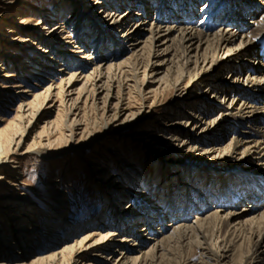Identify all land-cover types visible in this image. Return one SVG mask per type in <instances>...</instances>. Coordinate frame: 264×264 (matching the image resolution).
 Wrapping results in <instances>:
<instances>
[{"label": "bare ground", "instance_id": "1", "mask_svg": "<svg viewBox=\"0 0 264 264\" xmlns=\"http://www.w3.org/2000/svg\"><path fill=\"white\" fill-rule=\"evenodd\" d=\"M258 4L264 6V0L53 1V14L38 20L34 26L39 28L25 30L28 36L34 35V45L24 49L31 53L35 73L30 75L48 79L47 71H52L64 78L38 92L17 90L29 92L31 98H23L13 120L0 127V180L7 178L13 185L20 175L15 160L29 151L55 158L70 149L86 160L89 183L98 180L107 184V191L111 189L108 208L70 224L63 247L35 258L28 238L33 232L30 223H35L30 202L15 191L7 197L0 195L6 201L1 208L7 211L2 215L10 232L7 236L13 240L8 242L11 248L13 244L17 247L15 252L0 248V255L9 258L0 264H167V249L169 264H264V7ZM17 19L23 21L21 16ZM245 19L253 28H246ZM63 22L73 23L74 39L62 38ZM13 32L9 20L5 21L0 29V50L13 46ZM91 36L93 43L87 49ZM27 41V37L19 39L22 45ZM48 44L53 48L47 49ZM1 56L12 55L0 54V68ZM59 96V105L68 102L73 116L61 127L64 149L42 151L41 139L21 152L29 129L18 137L19 124L29 115L32 121L42 116L45 103L53 106ZM167 97L172 100L162 103ZM131 103L138 107L132 109ZM82 104L101 109L106 130L108 122L121 116L124 121L138 118L143 109L146 115L158 111L152 127L168 132L171 148L167 153L182 148L208 157V162L192 165L170 160V166H156V179L143 180L140 174L147 171L136 168L132 173L127 165L133 163L128 161V170L122 167L128 180L97 179L96 166L101 168L98 171L106 168L99 158L86 157L89 147L97 146V137L91 136L82 121ZM35 105L38 108L33 112ZM31 119L27 128L33 124ZM55 124L44 120L41 126L49 146V129ZM76 135L78 139H74ZM86 136L89 139L80 142ZM73 140L80 143L73 144ZM100 156L103 159L105 153ZM252 165H260L263 172ZM58 181L51 182L54 209L49 218L65 220L64 191L55 184ZM239 201L248 204L237 210ZM194 247L200 251L197 261L188 258ZM176 248L183 249L185 257L174 258Z\"/></svg>", "mask_w": 264, "mask_h": 264}, {"label": "rangeland", "instance_id": "2", "mask_svg": "<svg viewBox=\"0 0 264 264\" xmlns=\"http://www.w3.org/2000/svg\"><path fill=\"white\" fill-rule=\"evenodd\" d=\"M53 1L54 0H0V16L2 18L0 20V29L4 27V22L8 20L12 28H14V32L11 34V39H13V41H10L13 46L11 48L2 47L0 50L1 55L5 54L6 52H10L12 55L11 57L4 58L1 56L2 67L0 68V87H2L1 90L5 95L2 93L3 97H0V115L3 117V122H0V127L4 126V124H6L8 121L13 120L23 98H31L28 97L27 93L38 92L42 90V87H45L47 84H58L63 80L62 78H64L62 73H53L52 71H47L49 72V74L46 75L48 79H42L40 76L30 75V72H34V67L32 68L33 64L30 62L31 53L26 52L24 49L28 45H34L31 43L34 35L30 34L31 36H28L25 30H31V27L36 25L38 20L43 21L46 16H50L49 13H52L53 10ZM258 6L264 7L260 4H258ZM95 10L98 11V8H95ZM259 11L260 10H256L255 12L258 13ZM65 14L67 15V12H65L63 16L60 17L61 22L64 21L63 17ZM17 16H21L23 18L21 23H18ZM251 17H254V15ZM198 18L199 16L195 17L193 19V23L196 22ZM248 21L249 19H245L246 28H253V24L250 25ZM12 23L17 24L14 26ZM53 23L54 22L51 21L49 24L51 25ZM63 25L66 26V28L63 30L62 38L68 37L67 39H74L75 31L73 23L69 24L68 22H65ZM37 27L39 28L40 25L36 26L35 28ZM93 36L89 37L87 41L89 45H92L93 43ZM23 37L28 38V41L26 42L27 45H22L21 42H19V39ZM89 45L87 46V49H91V45ZM48 46L49 47L47 49L49 50L53 48V46L50 44H48ZM73 56L76 55L73 54ZM6 73L10 74V76L6 77ZM247 73H244V78L248 76ZM219 74L223 76L221 72H219ZM23 76L28 77V79H22ZM223 79H225L224 76ZM18 84H22L23 86H14ZM21 88H27L29 92L17 93V90H22ZM196 88L198 89V87L195 86L194 89ZM198 90H200V88ZM74 95L75 94H73V96ZM55 99L56 101L53 106H51L50 103H45L44 108L41 111L42 116H38L36 120L32 121L30 118L31 115H29L21 122V124H19V127H17L18 125L15 126L18 130V137L20 136L19 134H22V131L24 132V130L29 129L28 133L24 137L22 148L20 149L21 152H23L29 144L37 143L41 139L43 140L41 141L44 143V146H41L43 148L42 151L49 150L50 152H56L57 150L64 149L66 141L65 137L61 135L63 134L61 127L66 118H73V116L69 114L71 110L70 106H68V102H66L67 104L65 103L63 105H59L61 97L59 96ZM167 99L168 100L164 99L161 102L166 103L172 100V97H167ZM80 104L81 103H79V106ZM131 104V108L134 110L138 107V104L136 103ZM37 105L32 108L33 112H35V110L38 108ZM101 112V109L95 110L89 105H81L80 113L83 114L82 121L87 126L88 130L91 131V136L97 137V146L92 144L89 147V153L86 154V157H88V159L90 158L94 160L99 158V162L102 161L101 163H103L104 167L106 168L105 171H98L101 168L96 166L98 169L95 172L97 179L102 178L105 179V182L108 180L109 182H113L115 180L113 178L121 179L124 177L128 180V175L126 174V170L128 169L125 167L128 161L133 163L132 166L127 165L131 169L132 173H136L137 169H140L139 171H147L144 174H140L142 179L144 178L143 180H148L149 178L153 179L156 176L157 167L160 165L162 166L163 164L169 165V162L175 159H179L182 163L192 165L208 162V157L198 155L197 152L193 151L185 152V149L182 148L180 152L178 150H173V152L167 153L168 149L171 148L168 144V141H170L168 140V132L163 131V129L161 131H156L157 127L155 125L152 127V121L156 119L155 116L157 113H159L158 111H151L148 115H146V111L143 109L139 111L140 115L138 118L134 119V116H131L124 121H122L124 116H121L120 118H116L115 120L108 122L107 130L102 127V117L100 116ZM140 117H142L145 122H142ZM29 119H31L33 124L31 127L28 126L27 128ZM44 120L56 122L55 127H51L49 129L50 134L48 136L50 137L52 146H49L46 143V135H44L43 132L41 133V126ZM146 122L149 124V126H144ZM157 123L158 122H156V124ZM161 126L162 125L159 123V128ZM69 127L70 126L67 128ZM51 131L53 132L51 133ZM154 132H158L162 136H154ZM64 133L66 135L68 134V131L64 130ZM228 133L230 134V132L226 133L227 137H229ZM78 136L79 135H76L74 139H78ZM88 139L89 138L86 136L84 139L80 140V142L87 141ZM162 139H164V141H161ZM80 142H75V140L72 141L73 144ZM101 153H105V157L103 159L100 156ZM122 156H125L126 159L125 157L123 159ZM15 161L18 162L17 165L20 167L19 179L15 180L13 185L7 182V178L1 179L0 195L7 197V195L11 194V191H15L21 193L23 197H26V201L30 202L32 206L30 212L31 214L33 213L32 219L35 221V223H30V228L33 232H31L28 237L29 239L31 238V245H29L33 248L31 249V256L33 255L36 258L37 256L40 257L43 256V254L46 255L59 250L61 247H63V245L66 244V233L71 229L69 226L70 224L88 219V217H90L94 211L103 212L108 208L106 199L108 196V191L111 192V189L107 191V184H100L98 183V180L93 183H89V170L85 162L86 160L82 159V157H80L76 152L69 149V151H66L64 154H58V156L55 158H45L44 156L39 155L35 150H32L24 155L18 156ZM248 162L249 165H251L250 161ZM144 164L145 166H143ZM122 167H125L126 170H123ZM252 167H255L263 172L260 165H252ZM248 169H245V173ZM55 180H59L58 182H55V184L60 186L64 191L62 195L63 201H65V206H63V218H65V220L61 219L60 217L58 218V216L56 217V215L55 219L49 218L50 213H52L54 209V202L50 195V188L54 183L53 182L51 184V182ZM145 183H147V181ZM138 197L140 196L138 195L137 198ZM129 199L134 200L133 197H129ZM5 202V199H0V248L13 249L15 252L17 247L13 244L11 248L12 244L8 242V240L10 241L12 237L7 236L10 232L8 230L7 221H5L3 217L7 211L1 208ZM126 202V198L122 200V203L120 204L121 209L124 208L123 205ZM246 204H248V201H239L235 208L237 210H241L243 208L242 205L244 206ZM208 207L210 206H207V208ZM122 212L124 211L122 210ZM188 218L190 219L191 215H189ZM61 220H63V222H61ZM52 226L54 228H52ZM92 231L93 230H90V232ZM2 235L5 237V241H3L4 238L1 237ZM232 238L234 240L237 239V237ZM254 239H257V236H255ZM166 251V255H168L166 260H169V249ZM189 254L190 255L188 258L197 261L200 256V251L197 247H194ZM5 255L6 254L0 255V261L4 262L5 260L6 262V260H9V258L5 257ZM185 255L186 254L183 249L176 248L173 257L179 259L185 257ZM14 256L17 257L19 255L14 254ZM168 260L166 261L167 264H169Z\"/></svg>", "mask_w": 264, "mask_h": 264}]
</instances>
